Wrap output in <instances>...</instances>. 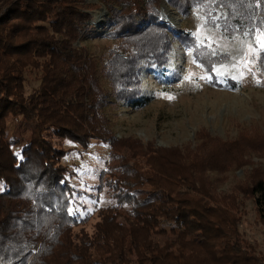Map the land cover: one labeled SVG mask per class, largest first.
I'll return each mask as SVG.
<instances>
[{"label":"trees","instance_id":"1","mask_svg":"<svg viewBox=\"0 0 264 264\" xmlns=\"http://www.w3.org/2000/svg\"><path fill=\"white\" fill-rule=\"evenodd\" d=\"M164 1L179 11L202 5L206 15L212 6L222 29L264 28L263 0L260 8L239 0ZM98 3L107 11L104 35L123 42L100 72L75 45L95 31L85 0H0V264H264V254L239 234L231 211L236 197H215L203 178L227 164L193 150L147 149L127 170L106 173L105 180L102 174L110 204L99 209L92 234L73 233L79 222L69 212L74 188L62 162L68 153L55 141L83 148L97 141L111 152L129 145L111 133L105 107L148 102L137 90L138 77L148 66L168 63V38L175 36L160 22L159 0ZM200 52L195 58L211 72L219 59ZM259 63L264 65V50ZM28 69L40 72V84L26 96ZM104 89L111 90L109 97ZM9 115L30 127L19 153L12 148L19 142L2 138ZM242 193L264 223V174Z\"/></svg>","mask_w":264,"mask_h":264},{"label":"rangeland","instance_id":"2","mask_svg":"<svg viewBox=\"0 0 264 264\" xmlns=\"http://www.w3.org/2000/svg\"><path fill=\"white\" fill-rule=\"evenodd\" d=\"M239 1L261 6L259 0ZM85 3L90 5L84 10L92 16L89 24L95 26V31L75 45L96 60L100 72L110 54L120 51L123 42L104 35L107 13L97 5L98 0ZM156 9L160 22L169 25L175 36L168 38V63L162 68L148 66L138 77L137 90L148 102L141 107L129 101L114 102L104 110L113 136L129 145L111 152L108 144L97 141H91L87 148L65 140L55 141L68 153L62 162L68 167V179L74 188L69 212L79 222L73 233L92 234L100 219L99 209L110 204V194L100 181L102 174L105 177L106 173L117 175L127 170L136 155L147 149L162 154L193 150L213 162L227 164L224 169L207 170L203 178L215 197H236L238 205L231 211L239 234L256 252L264 254V223L259 220L253 200L242 193L254 176L264 174V65L259 63L264 50V28H232L226 24L227 28L222 29L217 21L221 15L212 6L206 15L202 5L179 11L159 0ZM198 51L202 56L209 52L205 58L215 55L222 62L214 59L210 72L195 58ZM24 78L28 96L38 89L40 72L28 69ZM105 91L109 97L111 90ZM5 123L2 138L19 142L12 146L19 153L30 137V127L12 115L6 117ZM136 145L138 149L134 148ZM36 249L37 246L33 251Z\"/></svg>","mask_w":264,"mask_h":264},{"label":"water","instance_id":"3","mask_svg":"<svg viewBox=\"0 0 264 264\" xmlns=\"http://www.w3.org/2000/svg\"><path fill=\"white\" fill-rule=\"evenodd\" d=\"M102 12H103L104 14H106V13H107V11H106L105 9H103V10H102Z\"/></svg>","mask_w":264,"mask_h":264}]
</instances>
